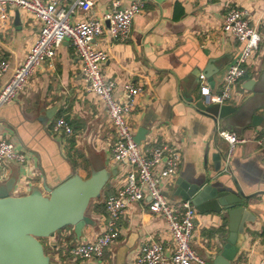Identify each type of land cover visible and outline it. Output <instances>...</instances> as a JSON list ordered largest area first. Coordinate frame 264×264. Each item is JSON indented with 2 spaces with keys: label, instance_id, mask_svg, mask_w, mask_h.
I'll list each match as a JSON object with an SVG mask.
<instances>
[{
  "label": "crops",
  "instance_id": "crops-1",
  "mask_svg": "<svg viewBox=\"0 0 264 264\" xmlns=\"http://www.w3.org/2000/svg\"><path fill=\"white\" fill-rule=\"evenodd\" d=\"M56 1L71 8L75 0ZM91 13L75 8L73 19L98 18L113 9L115 0H93ZM128 7L137 0H120ZM144 9L135 17L130 37L114 39L108 30L94 39L96 47L107 52L102 63L105 75L117 82L116 97L121 98L125 84L142 86L131 117L135 135L147 128V138L176 141L182 148V164L177 177L163 182V191L170 202L180 204L176 195L179 178L190 182L221 179L226 185L250 197L248 209L255 220L246 222L239 233L240 249L230 264H262L264 262V146L256 142L264 134V120L259 126H247L237 132L247 139L237 144L229 162L225 161L229 143L219 136L220 129H229L213 116L202 111L196 102L202 100L198 66L211 58L221 70L215 75L212 90H219L228 66L242 49V44L224 32L223 23L232 8H245L250 24L261 34L259 48L247 66V73L235 91L234 106L254 99L258 113L264 116V1L263 0H140ZM17 12L20 23H17ZM41 22L31 13L17 9L0 27V54L11 69L0 78V89L10 79L39 35ZM203 73V72H202ZM239 87V88H238ZM83 63L69 40H65L53 60L45 61L14 101L0 107V133L13 140L26 152L27 166L11 164L5 181L13 176L14 195L30 193L44 185L56 186L66 178L80 174L87 178L92 171L108 167L116 171L88 213L95 224L86 225L81 236L73 226L66 227L52 238H45L52 264H66L56 257V246H74L94 240L106 218L105 198L115 194L126 183L133 168L126 161L115 162L112 146L116 129L104 102L86 89ZM259 97V98H257ZM57 107L53 118L46 111ZM65 117L72 134L56 133L54 122ZM161 166L158 167V170ZM46 192V191H45ZM192 247L208 263L229 245V219L225 214L198 211ZM121 235L100 261L68 264H135L141 246L150 240L161 242L168 258L174 250V238L168 222L149 210L147 202H129L120 220ZM231 246V245H229Z\"/></svg>",
  "mask_w": 264,
  "mask_h": 264
},
{
  "label": "built area",
  "instance_id": "built-area-1",
  "mask_svg": "<svg viewBox=\"0 0 264 264\" xmlns=\"http://www.w3.org/2000/svg\"><path fill=\"white\" fill-rule=\"evenodd\" d=\"M93 4V0H75L71 8H66L56 1L0 0V27L10 18L11 12L17 9L31 13L41 22L39 35L26 58L13 69L12 76L0 89V107L14 101L36 68L45 61L55 59L64 41L69 40L83 63L86 89L104 102L110 121L116 129L117 137L112 146L113 161H126L133 167L128 172L125 185L105 198L107 214L98 236L74 246H56V257L66 264L100 261L121 235L120 220L128 203L144 201L152 213L168 222L175 245L169 259L161 242L147 241L135 257V264H212L192 247L198 215L196 207L190 200H183L180 204L172 203L163 191V182L172 181L178 175L183 156L181 146L176 141H160L155 137L136 141L131 117L143 88L129 82L124 86L122 97H116L117 82L108 78L103 70L102 63L107 58V52L94 44V39L102 36L106 30L114 39L126 41L130 37L134 19L144 9L145 3L137 0L128 7H122L121 1L115 0L113 9L98 18L73 19L75 8L91 13ZM248 14L245 8H232L225 17L224 32L240 42L242 49L228 66L219 90H212L205 74L200 75L202 101L206 106L233 104L236 88L259 48L261 34L250 24ZM10 69V62L0 54V78ZM54 131L69 135L73 133V128L61 116L54 122ZM219 136L229 143L225 159L228 163L236 145L247 139L228 129H220ZM256 142L264 146V134L259 135ZM13 163L25 167L28 156L13 140L0 133L1 180L7 179Z\"/></svg>",
  "mask_w": 264,
  "mask_h": 264
},
{
  "label": "water",
  "instance_id": "water-1",
  "mask_svg": "<svg viewBox=\"0 0 264 264\" xmlns=\"http://www.w3.org/2000/svg\"><path fill=\"white\" fill-rule=\"evenodd\" d=\"M17 23L20 15L17 12ZM198 73L205 74L210 84L214 85L215 75L221 68L211 58L204 67L198 66ZM199 75V76H200ZM250 100V99H249ZM241 107L232 104L206 106L202 100L196 106L213 116L224 126L228 123H241V128L259 126L264 116L259 114L251 99ZM57 107L46 111V117L53 118ZM228 122V123H227ZM147 128H141L135 135L137 142L146 139ZM116 171L106 166L92 171L87 178L74 174L56 186L44 185L24 195H14L16 177L0 184V264H52L51 256L46 252L43 238H52L66 227L73 226L76 234L81 236L83 228L95 224L88 214V208L102 193ZM225 181L197 180L190 182L179 178L176 184V195L183 200H190L200 212L225 214L229 219L230 235L226 247L214 261L215 264H230L238 253L239 233H244L246 222L255 220L248 209L250 197L243 194L238 187L226 185Z\"/></svg>",
  "mask_w": 264,
  "mask_h": 264
},
{
  "label": "rangeland",
  "instance_id": "rangeland-1",
  "mask_svg": "<svg viewBox=\"0 0 264 264\" xmlns=\"http://www.w3.org/2000/svg\"><path fill=\"white\" fill-rule=\"evenodd\" d=\"M257 98H259V97H257ZM248 100H249V98L244 102V104L247 103ZM249 101H251V99ZM225 127L229 128L228 130H231V131L242 132L241 123H228V125H226ZM94 202H95L94 200L91 202V204H90V206L88 208V213L92 210V206H93ZM42 241L44 243L46 252H49V246H48V243L46 242L47 240L45 238H43Z\"/></svg>",
  "mask_w": 264,
  "mask_h": 264
}]
</instances>
